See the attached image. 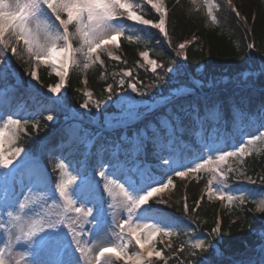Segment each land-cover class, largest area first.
<instances>
[{
	"label": "snow or ice",
	"instance_id": "1",
	"mask_svg": "<svg viewBox=\"0 0 264 264\" xmlns=\"http://www.w3.org/2000/svg\"><path fill=\"white\" fill-rule=\"evenodd\" d=\"M192 2L196 4L197 0ZM199 2L206 8L211 22L218 24L214 10L219 6L211 0ZM226 6L238 22L247 23L233 0H226ZM149 14L152 18H148ZM170 20L171 13L165 0H0V79L8 71L6 60H10L7 57L10 52L28 65L27 74L35 81H39L37 70L41 64L54 70L58 82L48 86L49 93L59 94L74 68L86 73L98 65L105 68L101 78L107 81L109 73L103 56L127 65L128 61L117 54L121 41L140 44L141 37L134 33H150L153 29L171 46ZM192 42L185 40L176 45V56L187 60L186 49ZM143 44L144 50L139 51L140 59L135 63L150 71L153 81L145 86L133 75L132 68H121L110 73L114 83H107L103 89L107 95L103 99H95L93 92L85 87L81 108L99 109L102 103L112 99L116 89H130L146 96L151 88L159 86L158 69L165 73L179 71V67H173L175 60H169L165 66L152 59L148 41ZM247 47L251 49L254 45L250 43ZM81 83L87 86L88 80L85 78ZM52 102L58 105L61 101L58 98ZM170 104V98L165 96L156 102L158 110L155 112L154 105H146L142 112L124 113L118 120L120 125L126 126L143 117L144 127L133 137H122L118 145L111 148L102 145L94 155H85L75 163L63 160L55 163L52 171L59 172L56 182L38 159L30 156L21 159L18 168L21 190L17 192L15 185H8L4 188L5 195L0 197V233L4 236L0 240L3 244L0 264H169L170 258L165 255L164 248L173 250L175 233L165 222L141 221L150 214V209L144 207L149 201L159 197V203H166L163 194L176 187L173 176L167 175L166 182H157L149 168L141 164L132 168L127 166V158L142 152L149 142L160 153H167L160 157L168 166L166 173L171 172L181 179L192 174L196 177L208 174L205 191L192 211L200 207L204 196L229 204L237 201L243 204L246 197L230 195L223 189L227 187L230 175L237 178L246 175L241 168L246 158L256 152L257 144L264 143V132L228 151L215 142L217 130L213 122L219 125L222 114L211 111L202 114L198 109L182 105H174L165 111ZM4 106L6 94L0 90V107ZM44 119L53 121L54 116L49 114ZM192 124H198L203 132L201 156L198 157L202 162L184 164L178 149L179 133ZM29 126L38 130L40 122L9 116L0 128V167L8 168L22 154L27 156L20 146L12 147L5 155L3 138L10 136V143L15 145ZM250 126L264 128V110L250 121ZM76 134L75 130L70 132L71 137ZM259 179L264 183V176ZM257 210L264 211V201ZM183 211L189 212L186 196ZM218 232V227L211 230L212 235ZM158 240L164 248L158 247ZM206 246L203 239L181 241L175 251L183 254L187 250L188 257L194 259L198 250L204 251ZM18 248L22 251L18 252ZM53 253L56 258H52ZM44 254L49 258H41ZM178 264H185V261H178Z\"/></svg>",
	"mask_w": 264,
	"mask_h": 264
},
{
	"label": "trees",
	"instance_id": "2",
	"mask_svg": "<svg viewBox=\"0 0 264 264\" xmlns=\"http://www.w3.org/2000/svg\"><path fill=\"white\" fill-rule=\"evenodd\" d=\"M219 6L214 10L219 23L215 28L209 29L204 21L194 18L191 14L192 3L189 0L170 1L171 20L169 23V33L172 44L168 46L156 30L149 32H135L141 37L142 43L129 44L121 41V49L118 51L122 59L128 61L127 65L118 64L111 61L106 55L105 67L109 73L107 81L101 78V73L105 68L94 66L86 76L81 72H73L70 79V86L66 94V106L54 104V99H49L36 92L27 91L34 102L35 112L39 113L40 128L29 133L20 135V143H27L26 149L30 153L42 150L44 145H40L41 140L48 132L61 134L69 138L74 143V147L79 151L78 160H82L86 154V142L95 133L96 129L76 122H68L73 109H79L83 103V90L85 87L93 92L95 99H103L107 93L103 92L107 83H114L110 73L119 71L121 68L129 67L133 70V75L143 81V85H148L154 79L150 71L140 68L136 61L140 59L139 51L144 50L143 41H148L150 56L167 66L169 60H175L173 67H179L178 72L165 73L158 69L161 79L159 86L151 88L145 99L154 96H171V91L176 88L189 87L192 93L181 98L173 99L168 108L174 105H182L185 108L198 109L202 114L205 112H218L225 119L226 129L231 132L232 124L241 119V122L249 121V116L254 115L259 109L264 110V0H233V4L246 17L247 23L238 22L233 13L226 6V0H212ZM148 18H152L151 14ZM195 38V39H193ZM185 40H192V44L186 49L187 62L192 77L200 81V87L195 86L189 72L182 66L171 53L170 48L176 50V45ZM254 47L249 49L248 44ZM17 69L27 82V66L23 60L16 58ZM245 74L248 76L245 78ZM88 80L87 86L81 81ZM226 78L227 82H222ZM40 80L44 85L55 84L58 78L49 74V68L40 70ZM13 84L12 75L5 74L0 79V85ZM14 85V84H13ZM116 89L112 99L101 104L99 109L91 108L93 114H99L104 118L106 111L113 112L112 102L119 92ZM138 96H140L138 94ZM160 107H163L162 105ZM156 108L154 110L157 111ZM238 111V114L235 112ZM57 117V122L51 125L44 119L46 114ZM256 115V114H255ZM77 121V120H76ZM146 121L143 117L133 125L120 127L117 130L105 132L104 136L95 144L93 152L100 146L111 148L120 143L122 137H133L137 130L142 129ZM155 123V118H153ZM191 126V125H189ZM78 129L77 131L74 129ZM189 128V127H188ZM76 131V136L71 137L70 132ZM84 131V133H83ZM32 136V137H31ZM180 145L189 142L195 144L193 135H188L185 131L179 133ZM159 149L149 142L142 152L133 153L134 158L131 166L144 161L154 163L158 161ZM43 153V152H42ZM45 164L49 169L57 162L55 157L43 154ZM153 174H160V167H153ZM241 170L250 176L259 186H243L235 182L237 178L230 175L227 191H238L244 189L246 199L243 204L235 203L226 208L218 203L210 202L207 196L201 201L200 207L195 211L191 209L195 202L200 200L201 194L205 191V186L209 178L208 174L202 173L197 179L174 178L175 190L172 196L163 198L166 203H159L160 198L150 201L149 209L152 214H156L159 220L173 226L176 234L172 237L173 250L164 247L165 255L170 258L169 264H178V261H185V264H264V211L255 214V201L258 195L264 191V183L260 182V177L264 176V149L260 153L253 154L246 158V163ZM187 197L189 212L183 211L184 197ZM219 218L221 221L219 222ZM220 224V225H219ZM219 232L212 235L211 230L218 227ZM187 233H193L192 236ZM204 238L207 242L206 249L199 251L195 258L188 257V251L181 254L175 251L181 241L198 240ZM216 244V247L214 246Z\"/></svg>",
	"mask_w": 264,
	"mask_h": 264
},
{
	"label": "rangeland",
	"instance_id": "3",
	"mask_svg": "<svg viewBox=\"0 0 264 264\" xmlns=\"http://www.w3.org/2000/svg\"><path fill=\"white\" fill-rule=\"evenodd\" d=\"M190 3H192V8H191V14L193 15L194 18L197 19H201L202 21H204L205 25L207 28L209 29H213L215 28L216 24H213L211 22V20L207 17L206 14V8L204 6H202L199 2V0H197L196 4H193L192 0H189ZM212 2V0H211ZM213 3V2H212ZM199 8V11H197L196 9ZM134 35H138L137 33H134ZM12 54L9 52L7 54V57L10 58L9 62L11 64L12 62ZM16 59V57H14ZM27 57H24V60H26ZM8 62V60L6 61V63ZM8 62V73H10V75H12L13 77V84L7 83L4 85H0V90H3L4 93L6 94V106L4 107H0V128L3 127L4 123L6 122V120L8 119L9 116H12L13 119H19L21 117L26 118L30 121H35V120H39V113H36L35 110V106H34V102L33 100L30 98L29 93L27 92L32 91V92H36L38 94L44 95L46 97H51V99H55L57 100L58 98L60 99V103L62 105H64L65 101H64V97L61 94L62 90L59 94H53V93H49L48 92V87L43 86L41 84V82L39 81H35L32 78L29 79V81H27L26 83L24 82V80H21L18 77V74L16 73V70L13 69L12 67H10V64ZM26 66L28 67V65L26 64ZM44 66H48L47 64H41L40 67L38 68L37 71L41 70L42 67ZM94 67V66H93ZM90 68L86 73H83L84 76H86V74L93 69ZM15 70V71H14ZM80 72V70L78 68H74V72ZM49 74H53L55 75L54 70L50 67L49 69ZM248 76V74H245V78ZM222 82H227V79L224 78L222 80ZM197 84L201 85L202 83L200 81H197ZM90 90V89H87ZM84 92V90H83ZM192 93V91L190 89H186V88H181L179 91L178 90H173L172 91V96H168L170 98V100L172 101L173 99H177V98H181L183 96H186L188 94ZM137 93H133L130 89L126 92H122L119 96V98L115 101V111L113 112H109L106 111L104 114V118L100 120L101 121H96L93 118H91V112L88 109H83L81 107H79V109H74L71 112V117H73V115H76L77 118L76 119H70L68 122H76V125L78 127L80 126V123L83 122H89L91 118L93 124H97L99 125V127L101 128H113V127H117L120 126V124L118 123V120L121 118V116L128 112V111H135V112H142L145 109L146 105H154L153 107V111L157 108L156 102H158L161 97H152L150 99H145L142 97L137 96ZM262 112L261 109H257L255 111L254 114H256V116H252L251 120H255L257 118V116ZM236 114H238V111L235 112ZM50 112H48L46 114L49 115ZM258 114V115H257ZM77 120V121H76ZM135 121V120H132ZM132 121H130L129 123H133ZM23 122V121H22ZM51 125H54L57 122V117L54 116L53 121H48ZM241 122V120H240ZM88 124V123H87ZM249 125H243L242 127H239V125L235 124L234 128H233V134L232 133H228L225 134L226 136L223 135V132L219 133V136L216 135V143L224 148L225 150L228 151H232L235 149V147H239L241 142H246L248 139H252L255 137V135L264 132V128H258V126L256 127H251L250 123H248ZM31 126H29L27 128V131L24 132L25 134L29 133V128ZM213 127L214 129L217 130V128L215 127L214 123H213ZM32 131H35L36 129H33L31 127ZM76 131L78 129L74 128ZM191 131L193 132L194 138H195V143L196 146L195 147H187L185 151H181L182 154V158H183V163L184 164H191L193 162H202L201 159H198V157L201 156V150H200V145H201V137L203 135V132L200 128V126L198 124L193 125ZM218 131V130H217ZM21 133L20 135L24 134ZM84 133V131H83ZM190 133V132H189ZM32 137V136H31ZM3 150H4V154L7 155L9 150L12 147L15 146H20L23 147L25 149V153H27V156H24V154H22L21 158H17L16 160H13V163L11 165H9L8 168H3L0 167V197H3L5 195L4 193V188L8 185H15L16 187V191L19 192L20 186H19V182L21 180V173L19 172L18 174H14L12 173V176L10 175V171H15L17 169V167L20 166V160L21 159H27L29 156L32 157H37L36 159L39 158V156H43L42 154L46 153V156H52L55 157L57 159V162H59L60 160H63L64 162H68V161H72L73 163H75L78 160V153L79 151L77 150V148L74 147V143L69 141V138H67L66 136L63 135V133L61 134H56L48 132V134H46V136H44L43 140H41L40 145H44V148H42V150H37L36 153H30L28 152V150L26 149V146H28L27 143L25 144H21L20 143V138L17 141V143L15 145H12L10 143V136H5L3 138ZM186 147V146H184ZM264 149V143H258L257 144V150L254 154L256 153H260L262 150ZM43 152L42 154L40 153ZM91 154H95V153H91ZM86 155V154H85ZM167 153H159V159H161V156H166ZM207 156V152L206 150L204 151V158H206ZM45 158V157H44ZM132 157L129 156L127 158V163L131 162ZM162 160V159H161ZM56 162V163H57ZM94 162V161H93ZM47 165V164H46ZM144 167H147L151 170V167L149 164H144ZM162 165L164 167H162L161 170V174L160 176H154L155 180L157 182L164 180L166 182V177L167 175H172L174 177V174L171 172H167L166 173V169H167V165L163 164ZM42 166V165H41ZM48 166V165H47ZM43 167V166H42ZM8 175V178L6 177V175ZM53 177H55V179H52L53 182H56L59 179V172H52L51 175H53ZM12 177V179L10 178ZM112 177H110L111 179ZM198 177H196L195 174L190 175L186 180H191V179H197ZM7 180V183L5 180ZM239 183H241L242 185H254L252 182H250V177H248L247 175L245 176H241L240 178H238ZM214 187L220 188V185H214ZM175 188H170L169 190H167L164 194L162 198H168L170 196H172L173 192H174ZM225 192H227L230 195L233 196H244L247 197L246 192L244 189L238 190V191H227L225 188L223 189ZM26 191V190H25ZM34 195H40V193H34ZM159 198V197H158ZM208 199V198H207ZM210 202L213 203H217L220 202L223 205V208H226L230 205H233L235 203H239L234 202L232 204H229L228 201H219L215 198L213 199H208ZM261 201H264V191L261 192L258 195L257 200L255 201V213L259 214L262 211L257 210L258 205L260 204ZM150 202V201H149ZM91 206V205H89ZM145 208H148V205L144 206ZM141 222H147V223H153V222H165V220H159L156 214H152L150 212V214ZM170 229L175 233L173 227L170 224H167ZM176 234V233H175ZM4 236L2 233H0V240H3ZM68 239L70 240L71 237L70 235L68 236ZM200 239H204V238H200ZM264 239V238H263ZM167 241H165L166 243ZM262 244L264 247V240H262ZM3 244L0 243V247H2ZM164 247V244L159 243L158 240V247ZM17 251H22V249H17ZM41 258L43 259H48L49 256L48 254H44ZM52 258H56L55 254L53 253Z\"/></svg>",
	"mask_w": 264,
	"mask_h": 264
},
{
	"label": "bare ground",
	"instance_id": "4",
	"mask_svg": "<svg viewBox=\"0 0 264 264\" xmlns=\"http://www.w3.org/2000/svg\"><path fill=\"white\" fill-rule=\"evenodd\" d=\"M255 115V114H254Z\"/></svg>",
	"mask_w": 264,
	"mask_h": 264
}]
</instances>
